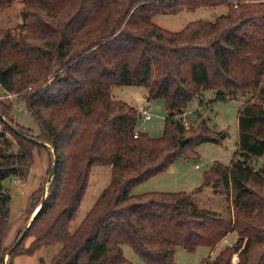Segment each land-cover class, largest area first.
Instances as JSON below:
<instances>
[{"label": "trees", "instance_id": "16d2710c", "mask_svg": "<svg viewBox=\"0 0 264 264\" xmlns=\"http://www.w3.org/2000/svg\"><path fill=\"white\" fill-rule=\"evenodd\" d=\"M22 3V33L0 30V87L22 95L41 135L15 124L11 106L0 102V264L8 252L3 238L11 200L3 182L26 177L29 148L41 147L28 138L53 145L56 172L25 236L34 237L32 246L20 250L24 238L6 264L16 254L54 243L62 247L51 264H133L123 244L146 263L173 264L177 247L190 253L215 248L232 232L235 245L202 264H233L235 254L237 264H264V162L259 169L253 164L264 157V0ZM220 5L228 7L226 14L189 22L179 31L152 21L159 14ZM10 6L11 0H0V11ZM125 85L146 88L149 102L165 100L160 138L138 131V109L113 97V88ZM205 90H216V101L251 94L238 109L231 163L214 162L203 184L191 191L133 194L178 158L199 159L197 145L221 144L228 137L205 119L186 125L189 104ZM14 142L17 152L10 151ZM97 165L111 167L110 182L71 231ZM207 187L226 198L224 212L194 200Z\"/></svg>", "mask_w": 264, "mask_h": 264}, {"label": "rangeland", "instance_id": "374dc122", "mask_svg": "<svg viewBox=\"0 0 264 264\" xmlns=\"http://www.w3.org/2000/svg\"><path fill=\"white\" fill-rule=\"evenodd\" d=\"M22 0H11L9 8L0 11V30L11 31L14 36L22 33ZM228 7L220 5L212 8H197L195 10L184 9L176 14H159L152 18V21L162 28L170 31H179L183 29L189 22L202 20H214L216 17L226 14ZM146 88L142 86L125 85L115 87L112 91L115 99L123 100L130 105L136 107L139 111L140 118L137 122L136 129L140 132L149 134L152 138H160L163 135V128L166 116V103L163 99L148 101L146 98ZM216 90H205L200 98H194L185 112L184 120L187 126L196 127L201 119L208 121L211 128L215 130H226L228 137L221 144L202 143L195 147L199 153V159H189L185 157L176 160L174 168L186 174V180L173 183L174 179H179V174L171 170L170 181H166L168 185L163 189L169 191H191L203 184V173L208 170L216 161L225 165H229L233 159V155L237 150L238 141V109L244 102L250 98L251 94H236L228 100H215ZM0 102L11 106L9 111L10 118L15 124L22 125L31 129L33 136L41 135V130L35 119L28 113L26 104L20 94H9L0 87ZM147 109L152 115L150 120L145 119L143 110ZM32 154L31 168L26 177L11 176L6 179L4 187L10 195L9 203L10 217L9 225L3 238V248L10 250L22 235L31 218L35 214L43 198L44 187L49 188L48 179L51 167L54 161L52 149L30 146ZM18 145H14L10 151L17 152ZM264 162V157L254 159L253 164L259 169ZM100 171V172H99ZM93 178L89 183V191L87 192L84 202L78 211L75 221L71 225V231H74L75 223L79 224L86 216L91 206L95 202L100 192L109 184L111 179V167L107 165H97L93 167ZM175 176V177H174ZM159 177L157 180H161ZM151 183H145L132 193L139 194L142 186ZM192 185V187H190ZM48 194V189H47ZM194 200L201 208L210 209L216 212H224L228 206V201L223 196L215 195L212 187H207L203 192L196 195ZM36 209V210H35ZM35 211V212H34ZM237 233H230L215 248L201 246L193 253L187 252L183 247L176 249L173 264H202L204 259L215 260L221 250L227 246L235 245L237 241ZM33 236H27L20 250L31 247ZM62 244L54 243L39 246L33 253H19L13 256L12 264H51V260L56 253L60 251ZM124 255L133 264H149L146 263L129 244L122 245ZM8 253V252H7ZM7 258V257H6ZM5 260L8 262L9 257ZM239 262L237 254L232 259L233 264ZM8 264V263H7Z\"/></svg>", "mask_w": 264, "mask_h": 264}, {"label": "crops", "instance_id": "0c3cea01", "mask_svg": "<svg viewBox=\"0 0 264 264\" xmlns=\"http://www.w3.org/2000/svg\"><path fill=\"white\" fill-rule=\"evenodd\" d=\"M114 89V88H113ZM146 95H147V92H146ZM120 100V99H119ZM188 109V108H187ZM186 111H188V110H186ZM175 163H176V161L165 171V172H163V173H161V174H159V175H157V176H155V177H153V178H151V179H149V180H147V181H145V182H143V183H141V184H139V185H137L135 188L137 189L138 187H140L141 185H145V183H151V184H148V185H146V186H142L141 187V191H139L140 193L139 194H143V193H147V192H152V191H162V192H173V191H169V189H163V188H165L168 184L167 183H165V181H166V178H167V181H170L171 179H170V177H167V176H163V175H170V173H171V170L173 169L174 170V172L175 173H178L180 176H179V179H174V181H173V183H176V182H178V181H184V179L186 180V174L185 173H183V171H180V169L179 168H174V166H175ZM92 171H93V168H92V170H91V177H90V183H91V181H92V178H93V173H92ZM100 172V171H99ZM159 177H163V178H161V180H157V179H159ZM175 177V176H174ZM190 187H192V185L190 186ZM134 188V189H135ZM209 188V187H208ZM133 189V190H134ZM90 189H89V187H88V189H87V192L89 191ZM87 192H86V194H87ZM102 192V191H101ZM100 192V193H101ZM177 192V191H176ZM179 192V191H178ZM86 194H85V196H86ZM139 194H137V195H139ZM100 195V194H99ZM98 195V196H99ZM136 195V194H135ZM85 196H84V198H85ZM84 198H83V201H82V204H83V202H84ZM98 198V197H97ZM97 198H96V200H97ZM95 200V201H96ZM95 203V202H94ZM94 203H93V205H94ZM82 204H81V206H82ZM92 205V206H93ZM91 206V207H92ZM81 208V207H80ZM91 209V208H90ZM87 215V214H86ZM83 220V219H82ZM81 220V221H82ZM75 221V220H74ZM73 221V222H74ZM72 222V223H73ZM72 223H71V225H72ZM79 224H77V223H75V227L74 228H76L77 226H78ZM71 227V226H70ZM227 238V237H226ZM129 260V259H128Z\"/></svg>", "mask_w": 264, "mask_h": 264}, {"label": "water", "instance_id": "95a60500", "mask_svg": "<svg viewBox=\"0 0 264 264\" xmlns=\"http://www.w3.org/2000/svg\"><path fill=\"white\" fill-rule=\"evenodd\" d=\"M29 140H32L34 141L37 145L41 146V147H44V148H51L52 151H53V155H54V161H53V165L51 167V171H50V174H49V179H48V184L51 183V181L53 180L54 176H55V172H56V166H57V160H58V157H57V153L53 147V145H51L50 143H47V142H43V141H39L37 139H33V138H28ZM188 142V139H185V140H182L181 141V145L184 146L186 143ZM47 186L44 187V192H43V198H42V203H41V206L43 205V203L45 202V199L47 197ZM41 206L37 209V211L35 212V214L33 215V217L31 218V220L34 219V217L36 216V214L38 213V211L41 209ZM30 220V222H31ZM30 223L27 225V227L25 228L24 232L22 233V235L18 238V240L16 241L15 245L8 251L6 257L8 258L12 252L21 244V242L23 241V239L25 238L27 232H28V229L30 227ZM5 257V258H6ZM6 258V259H7ZM6 264V260L4 262Z\"/></svg>", "mask_w": 264, "mask_h": 264}, {"label": "built area", "instance_id": "2783aa9c", "mask_svg": "<svg viewBox=\"0 0 264 264\" xmlns=\"http://www.w3.org/2000/svg\"><path fill=\"white\" fill-rule=\"evenodd\" d=\"M143 114H144L145 119H147V120H150L152 117V115L150 114V112L147 109L143 110ZM135 137H138V133L135 134Z\"/></svg>", "mask_w": 264, "mask_h": 264}]
</instances>
